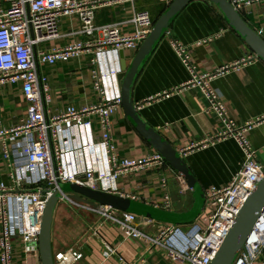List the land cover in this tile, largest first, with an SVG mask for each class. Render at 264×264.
<instances>
[{"label":"built area","instance_id":"built-area-1","mask_svg":"<svg viewBox=\"0 0 264 264\" xmlns=\"http://www.w3.org/2000/svg\"><path fill=\"white\" fill-rule=\"evenodd\" d=\"M4 1L8 8L0 11V89L5 85H20L27 104V116L15 127L0 129L2 156L10 168L11 181V186L4 182L0 184L1 264L12 263L15 236L22 239L27 256H40L44 211L48 199L57 191L60 193L59 204L95 214L99 217L98 223L117 226L127 239L142 243L148 250L163 251L170 264H211L243 205L264 180V166L257 160L246 137L254 124L237 127L229 117L221 95L211 84L229 71L259 58L250 56L213 74L199 75L188 47L181 45L170 30L165 33L190 75L183 88L198 90L207 101L206 110L221 121L222 129L215 141L235 140L245 160L228 185L212 187L205 193V210L194 223L188 226L157 223L109 206L77 202L60 187L79 184L91 190L117 194L114 186L120 177L167 164L157 152L144 158H121L111 134L112 116L122 106L117 80L121 72L119 51L138 50L151 34L156 21L148 11L136 13L131 21L135 26L132 35L121 34L116 25H95L96 11L102 5L138 0ZM159 1L168 7L174 0ZM229 1L239 13L254 3L264 2ZM71 15L79 17L85 40L50 52H37L40 44L59 38L61 18ZM83 53L90 55L91 63L97 67L94 86L101 95V102L81 109L68 107L57 115L48 116L45 110V102L49 101L48 79L39 74L38 65L68 62ZM179 90L162 97L169 98ZM95 118L101 129L99 140L94 137ZM207 144L208 141L191 145L179 154L185 157ZM178 180L184 182L181 176ZM163 185H166L165 179ZM160 209L170 212L174 209L169 194L165 195ZM199 220L202 223H198ZM151 227L156 228V234L149 232ZM263 255L264 211L234 264H264ZM81 258V251L73 247L54 253V264H79Z\"/></svg>","mask_w":264,"mask_h":264},{"label":"crops","instance_id":"crops-1","mask_svg":"<svg viewBox=\"0 0 264 264\" xmlns=\"http://www.w3.org/2000/svg\"><path fill=\"white\" fill-rule=\"evenodd\" d=\"M7 8L8 3L0 0V11ZM167 8L159 0L105 4L96 11L94 23L96 26L116 25L121 34L132 35L135 26L131 21L136 13L148 11L157 21ZM240 14L264 39V2L250 5ZM81 27L77 15L61 18L59 38L40 44L37 52H50L54 48L83 42L85 37ZM170 31L181 45L188 47L190 59L199 75L213 74L242 59L256 56L230 27L220 10L208 0L189 3L173 21ZM137 51H124L127 65ZM38 71L48 79L49 101L45 102L48 116L57 115L68 107H89L102 100L94 86L97 67L86 53L68 62L39 64ZM189 79L188 70L172 48L169 38L164 36L143 64L132 87V99L142 119L179 153L191 145L208 141L207 145L182 157L206 193L212 187L228 185L241 170L245 157L235 140L215 141L222 129L221 121L206 110L207 101L198 90L183 88ZM211 85L221 95L228 115L237 127L254 124L246 137L257 160L264 166V63L254 58L249 64L215 79ZM176 89L180 90L169 98L162 97ZM156 97L160 98L148 102ZM26 116L27 104L21 86H3L0 89V129L15 127ZM93 125L94 137L99 140L101 129L97 118ZM111 134L121 158H144L156 153L136 131L122 106L112 116ZM9 171L0 146V184L4 182L11 186ZM180 176L168 163L165 166L154 165L120 177L114 186L117 194L112 195L161 208L165 195L169 194L174 203L171 212L185 213L191 209L194 199L185 182L178 180ZM98 220L99 217L89 211L76 212L66 204H58L52 227L53 252L73 247L79 249L82 254L79 264H170L163 251L148 250L142 243L127 239L117 226L98 223ZM148 230L156 234V228ZM12 245L11 264H42L40 256L24 253V244L19 236L13 238ZM261 260L264 261V255Z\"/></svg>","mask_w":264,"mask_h":264},{"label":"water","instance_id":"water-1","mask_svg":"<svg viewBox=\"0 0 264 264\" xmlns=\"http://www.w3.org/2000/svg\"><path fill=\"white\" fill-rule=\"evenodd\" d=\"M194 0H174L161 17L156 21L151 34L138 49L130 65L126 64L124 51H119L121 72L117 80L121 90L122 108L136 131L161 154L167 163L181 175L194 199L188 212H166L158 207L137 202L132 199L112 195L101 191L91 190L79 184L60 185L62 191L77 202L90 206H109L115 210L135 214L163 224L188 226L201 215L205 203V193L191 173L178 151L168 143L160 133L150 127L137 111L132 99L133 84L146 60L156 46L161 42L165 33L181 11ZM215 5L225 17L227 23L247 43L250 49L264 63V39L252 29L241 14L234 9L229 0H208ZM70 193V194H69ZM60 193L54 192L48 199L41 224L39 251L42 264H54L52 249V227L55 211L58 207ZM264 211V180L257 186L243 205L227 238L211 264H234L239 252L244 247L249 234ZM186 230L188 229L185 228Z\"/></svg>","mask_w":264,"mask_h":264},{"label":"rangeland","instance_id":"rangeland-1","mask_svg":"<svg viewBox=\"0 0 264 264\" xmlns=\"http://www.w3.org/2000/svg\"><path fill=\"white\" fill-rule=\"evenodd\" d=\"M119 179H120V178H119ZM69 194H70V193H69ZM71 209H72V208H71ZM73 210H74V209H73ZM74 211H75V210H74ZM84 211H85V210H82L83 213H84ZM164 211H166V210H164ZM76 212H77V211H76ZM166 212H170V211H166Z\"/></svg>","mask_w":264,"mask_h":264},{"label":"clouds","instance_id":"clouds-1","mask_svg":"<svg viewBox=\"0 0 264 264\" xmlns=\"http://www.w3.org/2000/svg\"><path fill=\"white\" fill-rule=\"evenodd\" d=\"M120 69H121V67H120Z\"/></svg>","mask_w":264,"mask_h":264}]
</instances>
